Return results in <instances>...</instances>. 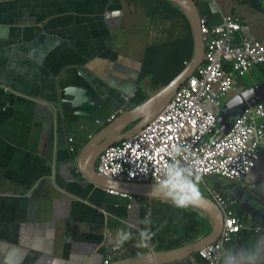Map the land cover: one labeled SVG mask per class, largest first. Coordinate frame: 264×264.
<instances>
[{"label":"crops","instance_id":"0c3cea01","mask_svg":"<svg viewBox=\"0 0 264 264\" xmlns=\"http://www.w3.org/2000/svg\"><path fill=\"white\" fill-rule=\"evenodd\" d=\"M196 1L209 25L236 15L264 44V0ZM193 49L190 22L171 0H0V264H100L127 223L133 238L118 259L171 252L211 233L207 213L157 198L129 208L79 166L109 118L178 76ZM249 90L246 102L264 103V64L238 78L224 104ZM207 179L202 194L207 186L235 198L243 222L264 228V153L240 183ZM145 228L155 235L137 248ZM258 242L264 229L246 227L225 248ZM198 251L159 264H206Z\"/></svg>","mask_w":264,"mask_h":264},{"label":"built area","instance_id":"2783aa9c","mask_svg":"<svg viewBox=\"0 0 264 264\" xmlns=\"http://www.w3.org/2000/svg\"><path fill=\"white\" fill-rule=\"evenodd\" d=\"M200 32L205 42L202 63L179 86L165 107L137 133L102 150L95 163L100 176L154 184L159 168L170 159L171 147L177 144L189 148L201 182L219 176L240 183L254 168L264 153V103L247 105L225 132L220 129L217 118L222 102L236 89L237 79L264 64V44L249 38L241 18L232 14L223 16L216 25H209L200 18ZM109 192L127 197L129 208L141 198L112 189ZM205 192L221 210L223 225L218 238L198 254L206 264H220L226 244L243 228L257 232L264 228L261 224L243 222L234 209L235 198L207 186ZM124 248L125 244L119 248L111 245L100 264L118 259L117 255Z\"/></svg>","mask_w":264,"mask_h":264},{"label":"water","instance_id":"95a60500","mask_svg":"<svg viewBox=\"0 0 264 264\" xmlns=\"http://www.w3.org/2000/svg\"><path fill=\"white\" fill-rule=\"evenodd\" d=\"M175 2L186 14L188 18L194 41L193 54L190 62L185 69L169 83L160 88L157 92L139 103L127 108L120 114L114 116L107 122L98 132H96L89 141L83 146L79 156V166L84 174L94 182L103 185V187L112 190L131 194L141 198H157L165 199L162 196H157L151 192L152 183H140L132 181H117L100 176L95 169V163L98 155L108 145L118 142L123 138H128L137 133L144 125H146L165 105L171 100L179 86L195 71L202 63L205 53V42L203 35L200 32V13L196 0H171ZM261 86V85H260ZM243 96V93L237 94L234 97ZM233 97V98H234ZM231 98L229 101H231ZM228 102L222 107L218 115V125L223 123L227 117L231 115V111L236 109L232 116L237 115L245 109L247 105H254L258 100L240 103L237 107L229 108ZM227 128L222 127V131H227ZM115 184H114V183ZM166 200V199H165ZM189 207L199 209L207 213L213 220L214 226L209 235L199 240L198 242L173 250L171 252L160 253H143L138 256L121 258L112 261L110 264H159L166 261L180 259L191 253L198 251L206 245L215 241L223 225V214L213 199L202 194V199L198 204Z\"/></svg>","mask_w":264,"mask_h":264},{"label":"clouds","instance_id":"9594fccd","mask_svg":"<svg viewBox=\"0 0 264 264\" xmlns=\"http://www.w3.org/2000/svg\"><path fill=\"white\" fill-rule=\"evenodd\" d=\"M253 91L249 90L243 96L234 97L229 101L228 107H237L245 99L250 98ZM170 152V159L159 168L155 183L151 185L150 190L153 194L168 200L175 208L186 209L191 205L198 204L202 199V193L199 189L201 175L195 171L187 146L174 145ZM130 175L132 174L130 173ZM142 223L150 225L151 220L145 218ZM134 227V224L127 223L128 230L118 228L110 243L117 248L123 246L133 238L131 229ZM154 235L155 233L149 228L140 230L135 246L137 248L150 247ZM220 264H264V242H258L251 246L241 245L225 248L220 257Z\"/></svg>","mask_w":264,"mask_h":264},{"label":"trees","instance_id":"16d2710c","mask_svg":"<svg viewBox=\"0 0 264 264\" xmlns=\"http://www.w3.org/2000/svg\"><path fill=\"white\" fill-rule=\"evenodd\" d=\"M190 34H191V32H190ZM191 36V35H190ZM191 40V39H190ZM191 57V56H190ZM185 67V65H183V68ZM182 68V69H183ZM169 82V81H168ZM157 83H160V82H157ZM145 99V96L142 94V93H137V95L133 98V103L129 106V107H131V106H133V105H135V104H137V103H139L140 101H142V100H144Z\"/></svg>","mask_w":264,"mask_h":264},{"label":"rangeland","instance_id":"374dc122","mask_svg":"<svg viewBox=\"0 0 264 264\" xmlns=\"http://www.w3.org/2000/svg\"><path fill=\"white\" fill-rule=\"evenodd\" d=\"M222 105H224V102L222 103ZM205 139H208V137H205ZM204 182H205V184H207V185H208V183H209L208 179H205ZM205 187H206V186H205ZM199 189H200V192L203 193V190H204V184H203V182H201V181L199 182Z\"/></svg>","mask_w":264,"mask_h":264}]
</instances>
